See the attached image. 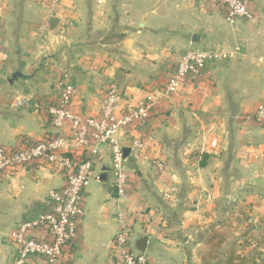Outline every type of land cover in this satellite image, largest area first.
Segmentation results:
<instances>
[{
	"label": "crops",
	"instance_id": "1",
	"mask_svg": "<svg viewBox=\"0 0 264 264\" xmlns=\"http://www.w3.org/2000/svg\"><path fill=\"white\" fill-rule=\"evenodd\" d=\"M248 11L251 20L228 24L205 0H63L56 15L0 0V146L8 150L52 132L46 108L61 72L75 86L71 112L86 118L99 114L111 84L120 109L135 107L187 51L228 55L152 112L145 158L130 151L123 162L130 200L117 198L102 148L83 196L82 237L64 264H116L119 214L134 249L148 238L147 264H264V123L254 117L264 105V0H250ZM139 137L116 135L122 150ZM63 184L45 165L0 180V264L16 257L11 230L43 212Z\"/></svg>",
	"mask_w": 264,
	"mask_h": 264
},
{
	"label": "built area",
	"instance_id": "2",
	"mask_svg": "<svg viewBox=\"0 0 264 264\" xmlns=\"http://www.w3.org/2000/svg\"><path fill=\"white\" fill-rule=\"evenodd\" d=\"M29 1L45 5L51 15H56L63 0ZM205 1L222 11L228 24L252 19L248 11L250 0ZM227 58L224 53L189 50L180 56L167 81L149 92L135 107L120 109L119 89L111 84L102 92L99 114L86 118L71 112L75 86L69 75L61 72L55 82L57 99L46 108L52 132L26 142L23 149L8 150L0 146V180L37 165H45L64 176L63 186L48 192L46 209L11 230L9 240L16 250V257L9 264H64L66 251L73 252L82 237L83 196L92 180L94 160L102 148L108 147L110 152L111 183L117 198L130 200L128 175L116 135L119 132L138 133L139 138L131 139L130 151L135 157L145 158L142 154L151 137V115L160 102L182 95L185 86L197 82L210 62ZM25 103L26 99L19 97L15 106ZM254 117L264 123L263 104L256 108ZM154 165L159 171L163 169L161 163ZM117 221L119 229L111 244L112 260L116 264H147L146 254L131 245L127 217L119 214Z\"/></svg>",
	"mask_w": 264,
	"mask_h": 264
},
{
	"label": "water",
	"instance_id": "3",
	"mask_svg": "<svg viewBox=\"0 0 264 264\" xmlns=\"http://www.w3.org/2000/svg\"><path fill=\"white\" fill-rule=\"evenodd\" d=\"M196 39H197V36H193L192 37V42L193 43L196 42L195 41ZM13 78H15V77H13ZM129 154H130V149H123L122 150V161L123 162L129 156ZM100 179H101V181H102V179L104 180L105 176L102 174ZM147 242H148V238L147 237H144V238L138 240V242L136 243V246H135V250H137L140 253H145L146 247H147Z\"/></svg>",
	"mask_w": 264,
	"mask_h": 264
},
{
	"label": "trees",
	"instance_id": "4",
	"mask_svg": "<svg viewBox=\"0 0 264 264\" xmlns=\"http://www.w3.org/2000/svg\"><path fill=\"white\" fill-rule=\"evenodd\" d=\"M205 157H206V156H203L202 161L200 162V166H203V165H204L203 160H204Z\"/></svg>",
	"mask_w": 264,
	"mask_h": 264
}]
</instances>
